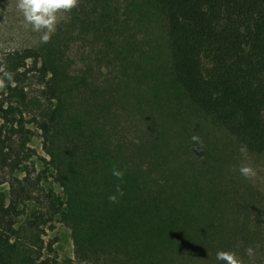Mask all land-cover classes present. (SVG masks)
<instances>
[{
    "label": "rangeland",
    "instance_id": "1",
    "mask_svg": "<svg viewBox=\"0 0 264 264\" xmlns=\"http://www.w3.org/2000/svg\"><path fill=\"white\" fill-rule=\"evenodd\" d=\"M16 3L0 0V56L28 48L39 60L35 68L25 60L12 83L4 73L0 78V206H7L12 185L25 196L11 217L5 253L16 264H125L109 249L77 256L70 228L53 212L63 196L50 149L67 146L62 126L88 128L109 157L158 184L163 209L185 221L190 213L188 222L203 226V243L183 253L184 264H218V250L264 264V151L242 155L237 139L172 84L156 0H77L58 11L47 43ZM40 60L49 68L45 76ZM46 82L57 87V100L43 93ZM57 105L62 113L45 146L38 122H48ZM240 164L255 175L242 177Z\"/></svg>",
    "mask_w": 264,
    "mask_h": 264
},
{
    "label": "trees",
    "instance_id": "2",
    "mask_svg": "<svg viewBox=\"0 0 264 264\" xmlns=\"http://www.w3.org/2000/svg\"><path fill=\"white\" fill-rule=\"evenodd\" d=\"M156 4L165 18L172 84L247 151L263 152L264 0H156ZM38 58L28 48L6 52L0 56V78L5 72L15 75L27 59L35 68ZM40 61L37 70L45 76L49 68ZM43 93L49 100L58 99L57 87L48 82ZM61 113L57 105L48 122H38L45 146ZM62 128L67 146L50 149L63 196L53 212L70 228L76 255L85 258L109 249L125 264H184L179 260L183 253L203 243V226L188 222L190 213L185 221L163 209L165 202L155 193L158 184L143 179L137 166L109 157L88 128V132L85 127ZM17 165L15 161L13 167ZM113 168L123 172L121 179L111 175ZM11 187L7 206H0V264H16L4 250L9 249L11 217L18 213L24 191ZM109 196H115V202ZM23 264L52 263L27 259Z\"/></svg>",
    "mask_w": 264,
    "mask_h": 264
},
{
    "label": "clouds",
    "instance_id": "3",
    "mask_svg": "<svg viewBox=\"0 0 264 264\" xmlns=\"http://www.w3.org/2000/svg\"><path fill=\"white\" fill-rule=\"evenodd\" d=\"M77 4V0H17L16 7L22 13L24 21L31 25L33 32H40V42L47 43L55 32V25L58 22L57 13L60 10H70ZM4 78L12 83V75L5 72ZM241 154L246 153V146H241ZM238 171L245 179H251L255 175L254 169L249 164H240ZM111 175L121 179L123 172L113 168ZM122 194V193H121ZM115 196H109V200L115 202ZM248 257L253 255V248L245 249ZM218 264H245L235 252L230 250H218L215 254Z\"/></svg>",
    "mask_w": 264,
    "mask_h": 264
}]
</instances>
